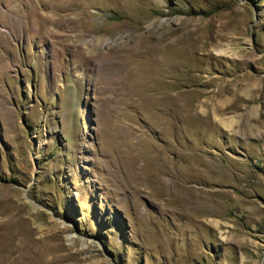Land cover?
Masks as SVG:
<instances>
[{
	"label": "rangeland",
	"instance_id": "1",
	"mask_svg": "<svg viewBox=\"0 0 264 264\" xmlns=\"http://www.w3.org/2000/svg\"><path fill=\"white\" fill-rule=\"evenodd\" d=\"M69 1L0 0V264H264V0Z\"/></svg>",
	"mask_w": 264,
	"mask_h": 264
},
{
	"label": "bare ground",
	"instance_id": "2",
	"mask_svg": "<svg viewBox=\"0 0 264 264\" xmlns=\"http://www.w3.org/2000/svg\"><path fill=\"white\" fill-rule=\"evenodd\" d=\"M61 1V0H60ZM69 1V0H68ZM97 1V0H96ZM159 1V0H158ZM88 2H89V0H70L69 2H68V5H67V8H66V10L69 12L70 10H74V11H77V10H79V9H82L83 11L86 9V7H88ZM46 5L47 6H50V8H52L53 10H55V8H57L58 7V5H57V0H46ZM65 11V10H64ZM55 15V12L53 13V15L52 16H48L47 18H50V20H51V18L53 17ZM86 15H87V13H86ZM56 16V15H55ZM79 18L81 19V17L83 16V15H81V14H79ZM85 16V15H84ZM143 19V18H142ZM74 20L73 19H68L67 17H65L64 15L61 17V19L59 20V23L57 24L59 27H66V25L67 24H69L70 25V22H73ZM55 23V22H54ZM68 25V26H69ZM187 25V24H186ZM189 25V24H188ZM187 25V26H188ZM188 28V27H187ZM189 28H190V26H189ZM185 30V29H184ZM189 30V29H188ZM188 34V33H187ZM156 35V34H155ZM144 36V35H143ZM157 36V35H156ZM142 37V36H141ZM166 38V37H165ZM171 38V37H170ZM141 39H143V38H140V40ZM145 39H147V38H145ZM183 37H179V39H177L176 41L178 42H180V41H183ZM163 40V39H162ZM161 39H159L156 43H157V45L155 46V48H153V49H155V50H153V51H155V53H159L160 52V49H162V48H160L161 47V45L163 44L164 45V47L163 48H165V49H168V48H170L171 47V45H173V42H172V40H170L169 38H168V40L166 39V40H163L162 41ZM147 41H144V43H146ZM176 42V43H177ZM139 43V42H138ZM190 44V43H189ZM143 45H146V44H142L140 47H141V49H142V46ZM138 46V45H137ZM148 46V45H147ZM154 46V45H153ZM193 46V45H192ZM151 48V47H150ZM152 49V48H151ZM171 69V68H170ZM170 69H168V70H170ZM35 240V239H34ZM43 241V240H42ZM41 241V242H42ZM38 242V241H37ZM12 255H14L13 253H11ZM23 258H25V257H23ZM7 260H8V263L7 264H17L16 263V260H15V263H14V260H13V256H11V255H9V257L7 258ZM30 263H31V261H30ZM29 262L28 263H22V264H30Z\"/></svg>",
	"mask_w": 264,
	"mask_h": 264
}]
</instances>
